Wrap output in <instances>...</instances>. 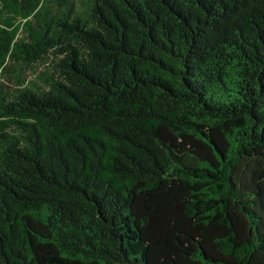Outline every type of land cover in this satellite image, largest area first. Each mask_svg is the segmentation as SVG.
<instances>
[{
	"label": "trees",
	"instance_id": "obj_1",
	"mask_svg": "<svg viewBox=\"0 0 264 264\" xmlns=\"http://www.w3.org/2000/svg\"><path fill=\"white\" fill-rule=\"evenodd\" d=\"M0 264H264V0H0Z\"/></svg>",
	"mask_w": 264,
	"mask_h": 264
},
{
	"label": "rangeland",
	"instance_id": "obj_2",
	"mask_svg": "<svg viewBox=\"0 0 264 264\" xmlns=\"http://www.w3.org/2000/svg\"><path fill=\"white\" fill-rule=\"evenodd\" d=\"M28 74L30 75V77L33 76V73L31 71L28 72ZM10 84H12V82L8 81Z\"/></svg>",
	"mask_w": 264,
	"mask_h": 264
}]
</instances>
